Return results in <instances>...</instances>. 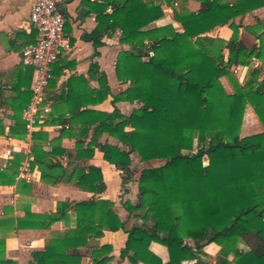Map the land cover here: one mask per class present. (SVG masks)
I'll return each instance as SVG.
<instances>
[{
    "label": "trees",
    "instance_id": "16d2710c",
    "mask_svg": "<svg viewBox=\"0 0 264 264\" xmlns=\"http://www.w3.org/2000/svg\"><path fill=\"white\" fill-rule=\"evenodd\" d=\"M104 1L97 27L84 40L99 48L105 37L120 31V43L130 49L119 54L116 72L128 88L112 96V104L136 103L139 108L130 116L116 107L111 113L80 107L70 111L71 120L83 125L75 151L58 143L66 135L65 125L70 124L65 115L58 121L63 124L59 139L50 141L41 132L32 135L31 170L40 171L47 185L69 183L101 195L107 189L102 171L87 164L100 151L121 173L122 191L129 194L133 154L144 163L162 160L164 164L141 171L136 202L124 205L128 218L135 220L129 229L114 202L95 197L59 202L50 214L27 210L23 218H0V264H18L6 258L10 233L49 232L60 222L67 230L53 234L43 251L33 252L30 264H114L113 247L99 241L106 232L119 231L128 235L120 258L131 264H209L204 249L211 244L220 247L216 264H264V132L240 136L248 105L264 126V26L258 20L243 28L259 41L249 48L241 39L242 26L234 24L235 19L264 8V0H195L201 6L198 12L174 11L183 32L172 25L152 26L165 17L163 6L174 8L178 0ZM225 26L233 31L224 46L227 57L212 46L208 36ZM255 61L261 64L251 67ZM239 66L250 67L244 85L231 73ZM91 72L99 73L101 89L94 96L96 103H102L111 95L107 75L97 65ZM61 73L57 62L49 83L51 98ZM224 77L233 87L232 94L221 83ZM27 93L22 95L28 107L32 94ZM15 123L11 138L24 140L23 117L16 116ZM4 135L5 128L0 126V136ZM104 136L116 139L122 147L103 141ZM44 145L51 150L46 151ZM26 160L27 155L16 153L0 167V185L14 186ZM248 235L258 237L260 245L243 251L239 241ZM152 243L168 249L169 262L150 251Z\"/></svg>",
    "mask_w": 264,
    "mask_h": 264
},
{
    "label": "crops",
    "instance_id": "0c3cea01",
    "mask_svg": "<svg viewBox=\"0 0 264 264\" xmlns=\"http://www.w3.org/2000/svg\"><path fill=\"white\" fill-rule=\"evenodd\" d=\"M34 2L35 0H0V126L5 128V135L0 136L1 168L5 167L7 162L11 160L5 156L6 150L10 149L14 154L29 155L33 146L32 135L26 136L24 140L13 139L10 136V129L16 124V116L23 117L28 99L22 94H28L26 89L32 86L34 80V69L22 63L23 51L36 42L37 32L30 21V13ZM105 4L104 0H58L59 10L66 18L65 33L71 41V49L64 52L58 61L62 73L58 79L56 78V86L51 91L54 93L52 95L54 98H52L51 113L36 132L47 133L50 141L59 139L62 136L63 124L58 121L66 115L67 119L70 120V124L65 125L66 135L58 143L72 152L75 151L76 143L81 140L79 131L83 125L78 120H71L70 111L80 107L82 111L95 110L111 113L116 107L122 114L130 116L135 109L139 108L136 103L121 102L115 106L112 104V96H116L128 88V84L119 81L116 72L119 54L130 49L129 46L120 43V31L112 38L105 37L103 39L104 45L99 48H95L92 42L84 40V36L91 34L97 27L96 18ZM200 7V3L195 0H178L174 8L163 6L165 17L157 23L179 27L178 31L183 32L181 24L175 22L174 11L198 12ZM254 17H258L256 20L259 19L264 23V8L237 18L234 23L240 24L243 21L244 27L254 26L256 24ZM243 30L245 31V29H241V33ZM218 33L225 35L222 37L227 40L233 34L230 27L225 26L210 33V36L216 37ZM258 42L256 40L254 44ZM244 44L249 48L252 47L246 43ZM259 64H261L260 61H255L251 67H257ZM93 65H97L100 72L107 75L111 90V95L102 103H96L97 99L94 96V92L99 91L101 86L99 73L91 72ZM249 69L250 67L239 66L233 67L231 72L239 71L241 74H246ZM27 85H30V87ZM65 96H68L69 99L65 100ZM249 110L254 112L251 106H249ZM102 140H108L111 144L122 147L112 137L104 136ZM44 148L46 151L51 150L48 145H44ZM131 157L133 161V155ZM30 159H33L32 156H30ZM80 164L78 163L77 166ZM87 164L101 169L107 187L105 193L94 195L93 193L81 191L69 183H61L57 186L47 185L42 181L40 171L31 170L29 174H25L24 178L21 177L14 186L0 185V204L4 203L3 197H1L2 194L10 193L12 195L10 203L3 208L0 218L9 215L23 218L27 210L36 214H50L56 211L59 202H82L95 197L114 202L118 216L122 221H128L127 229L132 227L135 220L132 217L128 218L130 215L124 205L127 201L136 202L138 179L141 172L139 174L134 173L132 163L131 168L134 176L133 181L129 184L130 193L124 194L121 173L104 160L100 151H96L94 158ZM143 164L147 163L143 162ZM65 166H67L66 163ZM7 209L12 210V212L7 213ZM65 230H67L66 225L60 222L55 224L49 232L26 230L19 233L39 237L42 233L43 235H47V233L53 235ZM127 239L128 235L125 231L106 232L99 243L113 247L114 264H131L128 259L122 260L120 258V252L125 247ZM41 240H43L42 247L33 252L45 249V237L42 236ZM188 243L193 244L192 241H188ZM150 251L164 263L169 262V252L165 246L152 243ZM204 251L208 256L216 258L220 247L211 244L205 247ZM7 260L17 262V258L10 255H7ZM84 262L88 263V260L86 259ZM183 264H196V261H186Z\"/></svg>",
    "mask_w": 264,
    "mask_h": 264
},
{
    "label": "built area",
    "instance_id": "2783aa9c",
    "mask_svg": "<svg viewBox=\"0 0 264 264\" xmlns=\"http://www.w3.org/2000/svg\"><path fill=\"white\" fill-rule=\"evenodd\" d=\"M30 21L37 32L36 42L23 51L22 63L34 69L32 86L26 89L32 94L28 107L23 112L27 136L33 135L45 123L51 113L52 98L49 95V83L54 65L60 56L71 49V41L65 33L66 18L59 10L58 0H35ZM8 149L5 156L13 158ZM30 156L22 165L16 182L31 171Z\"/></svg>",
    "mask_w": 264,
    "mask_h": 264
},
{
    "label": "rangeland",
    "instance_id": "374dc122",
    "mask_svg": "<svg viewBox=\"0 0 264 264\" xmlns=\"http://www.w3.org/2000/svg\"><path fill=\"white\" fill-rule=\"evenodd\" d=\"M257 18L258 17H254L253 18L254 21ZM258 20H256V23ZM243 24H244V22L242 21V22H240V24H236V25H241L242 29H243V28H245L243 26ZM153 26L162 27L165 25L155 23ZM263 26H264V23H263ZM174 29L178 31L179 27H174ZM231 32L233 33L232 30H231ZM208 36L213 41L212 46L216 47L217 50H219V49L223 50L225 57H227L228 53L224 49V46L228 40L225 39V37H222L225 35L218 33V35L216 37H211L210 34H208ZM241 39L248 46H253L255 41H256L255 36L250 35V33L245 32L244 30L241 33ZM208 46H211V44L209 43ZM249 71H250V69L247 71L246 74H244V73L241 74V72H239V71H233L231 73H232L233 78L236 79L240 85H244L245 82L249 78ZM221 83H222L225 91L228 94H232L234 92L233 87H232V85H231V83L227 77L222 78ZM249 106H251V105H248L246 107L245 115L243 118V123H242L241 131H240L241 138L260 134V133L264 132L263 124L261 123V121L259 120L257 115L255 114V111L253 112V111L249 110ZM197 145H198V143L196 141L195 142V148H197ZM206 163H207V160H206ZM1 164L2 163H0V166H1ZM163 164H164V161L157 160V161L149 162V163L144 165L143 162L141 161L140 157L137 154H133V167L132 168L134 170V173H136V174H139L143 168L158 167V166H161ZM1 197H3L4 203L0 204V217L2 216L3 208L5 206H7L8 203H10V201L12 199V195H10V193H4V194H2ZM42 236L45 237L44 245H47L52 240V237H53V235H51L50 233H47V235H43V233H42V235H40L39 237L36 235H25L24 233L22 234L19 232L10 233L6 239V258H7V255H10L13 258H17L18 264H30L31 253L34 250L41 248L43 245V240H41ZM259 245H260V241H259L258 237H256L255 235H248V236L243 237L239 241L238 246L243 251H249V250L257 248ZM232 259H233V257L231 256L230 260H232ZM204 260L207 263H216V258L210 257L208 255H207V257H204Z\"/></svg>",
    "mask_w": 264,
    "mask_h": 264
},
{
    "label": "water",
    "instance_id": "95a60500",
    "mask_svg": "<svg viewBox=\"0 0 264 264\" xmlns=\"http://www.w3.org/2000/svg\"><path fill=\"white\" fill-rule=\"evenodd\" d=\"M209 264H216V263H209Z\"/></svg>",
    "mask_w": 264,
    "mask_h": 264
}]
</instances>
